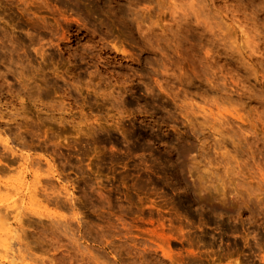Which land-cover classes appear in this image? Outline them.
Listing matches in <instances>:
<instances>
[{"label":"rangeland","instance_id":"rangeland-1","mask_svg":"<svg viewBox=\"0 0 264 264\" xmlns=\"http://www.w3.org/2000/svg\"><path fill=\"white\" fill-rule=\"evenodd\" d=\"M122 3L114 34L139 36L138 5ZM202 15L180 29L202 84L186 109L164 96L146 114L137 79L114 114L76 89L99 83L93 68L119 83L140 45L128 40L132 60L74 59L100 36L61 0H0V104L7 119L23 98L32 145L0 147V264H264V0H212Z\"/></svg>","mask_w":264,"mask_h":264},{"label":"clouds","instance_id":"clouds-1","mask_svg":"<svg viewBox=\"0 0 264 264\" xmlns=\"http://www.w3.org/2000/svg\"><path fill=\"white\" fill-rule=\"evenodd\" d=\"M36 2L46 3L47 0H36ZM129 2L138 5L133 19L138 18L142 27L139 28V36L133 33L132 36L121 39L113 30L116 29L117 24L124 25L129 18L122 0H61L65 8L74 11L77 23L82 28H87L93 36H100V39L94 43H85L82 51L74 54V59L92 56L99 63V53L104 49H111L116 53H122L126 60H132L131 53L126 47L129 39L143 49L142 52L137 53L136 58L139 63L133 62L119 69L121 73L126 74L123 77H116L119 83L108 79L105 85V78L93 68L92 76L99 83L82 82L76 91L82 93L87 90L94 93L97 102L109 105L115 114L117 109L123 108V90L126 84L138 79L144 83V90L135 99L139 104L140 99L143 98L140 107L146 114L154 115L165 110L167 105L164 103V96L174 98L178 107L185 110L187 101L192 100L201 90L202 84L197 83L201 80V75L193 68L184 66V58L180 54L182 39L180 29L183 25L189 24V17L195 18L196 23H201L204 18L202 14L212 0H129ZM165 14H168L170 19H167ZM154 20L158 23H154ZM0 21H3V17H0ZM105 36L109 38L105 39ZM3 63L4 60L0 59V64ZM207 83L209 88L216 87L211 81ZM189 86L192 91L185 96V88ZM68 87L71 88L70 83ZM23 91L28 89L24 88ZM182 98L184 103H181ZM76 101L81 103L82 97L77 96ZM7 110L4 104H0V147L5 151L20 154L22 149L32 147L26 143L23 135L26 128L16 122L18 113L24 110L23 98H20V108L13 109L11 116L6 119L4 113ZM13 141H18L22 148L16 147ZM30 154L38 155V153Z\"/></svg>","mask_w":264,"mask_h":264}]
</instances>
